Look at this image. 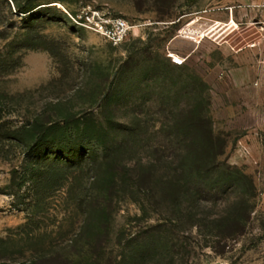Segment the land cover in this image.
Wrapping results in <instances>:
<instances>
[{
  "label": "rangeland",
  "instance_id": "374dc122",
  "mask_svg": "<svg viewBox=\"0 0 264 264\" xmlns=\"http://www.w3.org/2000/svg\"><path fill=\"white\" fill-rule=\"evenodd\" d=\"M18 3L34 10L21 14ZM94 10L127 20L135 27L130 39L113 46L75 21ZM228 14L196 0H0V129L40 116L60 121L79 156L93 151L107 158L103 170L124 164L154 180L183 155L191 109L206 108L225 145L223 168L194 179L200 186L190 185L182 209L144 187L138 201L118 195L100 217L84 220L78 200L89 189L86 164L61 172L72 176L61 190L58 179L16 196L10 181L27 150L3 139L0 238L34 236L46 250L64 248L73 264H116L124 255L125 264H264V2ZM235 168L252 178V197L248 183L234 182ZM240 197L249 221L241 235L227 237L216 221ZM86 221L85 236L68 247ZM96 234L104 251L88 246Z\"/></svg>",
  "mask_w": 264,
  "mask_h": 264
},
{
  "label": "trees",
  "instance_id": "16d2710c",
  "mask_svg": "<svg viewBox=\"0 0 264 264\" xmlns=\"http://www.w3.org/2000/svg\"><path fill=\"white\" fill-rule=\"evenodd\" d=\"M16 10L21 14H27L34 9L31 3H18ZM61 123L60 121L46 122L40 116L33 123H27L17 130L0 129V142L3 139H11L27 150L21 171L14 170L12 173L9 188L16 196L23 187L26 188V191L37 194L40 189H44V186H50V184L56 183V180L61 179L62 182L55 186V190H61L63 185L70 184L69 180L72 179V176H61L60 178L61 172L67 168L81 169L82 164L85 163L86 170L90 173L89 189L86 190V195L84 194L78 200L84 220H94L97 216L100 217V213L105 211L108 203L112 202L114 197L118 198V195H122L123 198L130 201H138L135 197L136 192H140V189L144 187L157 192L163 199L170 201L171 205L182 209L185 201L184 196L190 189V185L200 186L198 182L194 183V179H205L206 175L210 177L211 174H216L224 166L219 159L224 154L225 145L214 135L212 121L204 107L197 110L191 109L184 115L182 131L185 133V138L181 142L183 155H179L180 157L170 163L165 177L156 180H154L155 176L141 173V170L131 169L132 167L129 168L124 164L117 171L114 169L103 170L105 161L106 164L108 162L107 158L101 162L99 156L93 151L87 153L88 155L92 153L93 156L89 157L90 159L84 155L79 156L82 149L67 143L62 133L63 129L67 127L62 126L65 123L62 125ZM178 129L181 130V128ZM178 133H180L179 130ZM229 171L232 173V177H235L233 179L237 185L248 183L249 192L246 194L252 197L255 189L252 178L236 168ZM26 185L28 186L26 187ZM244 200L240 197L231 204L229 203L228 209L232 205L233 212L220 220L216 219L220 229L226 230L227 237L234 234L241 235L244 232L249 221L248 209L245 206L246 200L245 202ZM24 203H26V209L31 206V201ZM89 224L87 221L83 224L80 232L72 240V244H68V247L73 246L85 236ZM93 237L88 240V246H92L96 251L98 249L104 251L107 244H104L100 234ZM23 240L13 236L5 239L0 238V264H73L74 262L72 255L65 252L64 248L57 250L53 244H49V249L46 250L41 244L42 240L38 241L34 236H29L28 239H25L26 242ZM34 240L37 242L34 243ZM23 243L27 246H23ZM29 245H32V249L29 248ZM36 247L42 249L38 250ZM25 252L32 253V259L18 261L15 255L24 256ZM111 262L113 261L111 260ZM114 262L125 264L126 256H120Z\"/></svg>",
  "mask_w": 264,
  "mask_h": 264
},
{
  "label": "built area",
  "instance_id": "2783aa9c",
  "mask_svg": "<svg viewBox=\"0 0 264 264\" xmlns=\"http://www.w3.org/2000/svg\"><path fill=\"white\" fill-rule=\"evenodd\" d=\"M80 26L100 35L113 46L125 44L135 27L122 17H113L98 10L86 12L75 20Z\"/></svg>",
  "mask_w": 264,
  "mask_h": 264
},
{
  "label": "crops",
  "instance_id": "0c3cea01",
  "mask_svg": "<svg viewBox=\"0 0 264 264\" xmlns=\"http://www.w3.org/2000/svg\"><path fill=\"white\" fill-rule=\"evenodd\" d=\"M196 1L198 2L209 1L216 5L221 4L229 12L228 14L229 16L234 13L236 6H250V5L261 4L264 2V0H196ZM204 13H207V12H204Z\"/></svg>",
  "mask_w": 264,
  "mask_h": 264
}]
</instances>
